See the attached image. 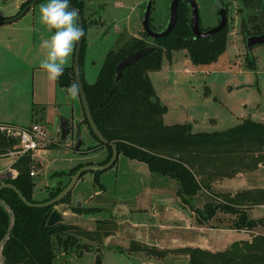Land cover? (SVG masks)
I'll use <instances>...</instances> for the list:
<instances>
[{"label": "rangeland", "instance_id": "rangeland-1", "mask_svg": "<svg viewBox=\"0 0 264 264\" xmlns=\"http://www.w3.org/2000/svg\"><path fill=\"white\" fill-rule=\"evenodd\" d=\"M195 1L199 24L203 28L218 23L216 2L226 5V47L213 61L204 64L192 63L186 49L173 50L170 57L163 56L159 69L149 71L156 94L167 106L162 115L163 122H189L193 130H221L236 124L242 117L264 121V44L252 48L254 65L248 66L246 45L240 32L241 18L246 17L248 11L237 0ZM48 2L37 0L19 18L20 24L16 25L21 27L16 28L19 34L14 43L15 49L7 46V52L0 48V84L5 82L10 95L15 97L12 98L15 104L10 100V104H5L6 120L22 125L32 123L35 118L23 103H26V107L34 104L37 109L35 116L49 136L44 146L32 150L34 160L39 163L34 167L36 181L33 196L36 199L47 196L51 189L47 190L48 187L69 180V175H57L55 171L68 170L79 161L97 163L107 153L105 147L86 153L73 151L77 137L76 122L83 116L80 96L72 100L67 95V88L57 81H49L47 73L39 67L46 56V51L41 48L42 41L49 39L56 31H49L40 20V7ZM145 3L146 0H86L84 16L89 18L83 36L82 69L86 81L94 80L109 49L142 33ZM168 5L169 0L152 1V25L158 28L166 22ZM18 6V0H0V14L15 13ZM147 38L150 40V37ZM2 40L5 41V38ZM72 60L73 54L66 65H70ZM4 98L8 101L7 94ZM61 117L70 118L73 124L65 139H61L59 131H55L56 126L59 129ZM79 128L81 148L97 141L86 124H79ZM51 141L60 146H48ZM93 177L94 172L86 170L70 194L75 205L80 202L82 206H96L95 210L75 212L67 209L64 203H56L55 206L67 212L65 219L88 228L95 225L96 218L112 217L118 222L116 233L106 240L104 237L99 244L91 243L89 249H84L79 255L73 250L66 255L58 254L56 260L59 264H97V254L100 264H188L187 256L175 252L156 257L131 251L130 239L159 248L204 245L206 249L216 250L223 248L227 242L247 235L224 222L216 227L199 229L197 225L201 223L197 221L191 206L201 207L210 194L199 192L191 199L189 206L181 201L176 192L178 181L171 176L152 172L144 160L118 152L115 163L99 173L103 188L94 185ZM254 185L264 186V167L245 171L239 177L223 181L220 186L235 192ZM259 205L263 207L246 209L248 217L264 215V203ZM217 212L207 220L208 223L215 222L213 217ZM242 228L264 232V226L260 224Z\"/></svg>", "mask_w": 264, "mask_h": 264}, {"label": "trees", "instance_id": "trees-1", "mask_svg": "<svg viewBox=\"0 0 264 264\" xmlns=\"http://www.w3.org/2000/svg\"><path fill=\"white\" fill-rule=\"evenodd\" d=\"M30 1L23 0L14 14L0 16V19L17 15ZM150 1L152 5L153 0ZM237 1L248 11L246 17H242L240 21L243 39L249 34L264 32V0ZM69 2L80 9L84 32L89 18L84 16L86 0ZM224 6L226 9V5ZM189 19V3L186 0H179L176 22L167 34L150 36L149 40L143 28L140 35L131 36L122 44L109 49L91 82L86 81L83 75L82 39L79 65L89 109L97 127L107 140L117 145L118 152L144 160L152 172L175 178L178 181L176 192L182 202L191 206V199L199 192L206 191L210 194L209 199L205 200L201 207L191 206L199 223H208L207 220L219 210L233 215L228 223L231 227L252 228L259 224L264 226V215L259 218L248 217L246 211L249 207L264 203V187L243 188L235 192L213 188V183L218 178L254 170L258 163L264 165V121L242 117L239 122L226 129L193 130L189 122L165 123L162 120L167 106L156 94L149 71L159 69L163 56L170 57L173 50L186 49L192 63L204 64L213 61L226 47L227 22L222 29L209 36L192 37ZM164 24L157 28L150 21V26L154 30L162 29ZM146 45H152L153 48L133 64L125 67L116 82L117 62L128 53ZM245 57L247 65L253 67L254 58L250 50H246ZM57 82L66 88L76 83L72 63L64 66V73ZM69 120L71 131L73 124L71 119ZM82 123L88 126L97 141L84 148L80 147L78 151L86 153L105 147L107 153L97 163L106 162L111 155V145L100 141L92 132L84 111L76 125ZM15 143V138L0 134V155ZM48 146L60 145L51 141ZM87 163L94 162L79 161L68 170L54 173L67 174L70 179L81 165ZM35 165L39 166V163L34 160L32 150L25 151L13 162V167L17 169L15 177L2 178L0 175V184L10 182L27 200L37 202L53 197L68 182L48 187L47 190L51 189L42 199L34 198L36 174H30V170ZM100 171H93V180L94 185L103 188L104 185L99 179ZM70 192L71 190L57 203H64L67 209L75 212H88L97 208L75 205ZM0 198L14 213L10 234L1 250L2 264H59L56 260L58 254L66 255L73 250L79 255L84 249H89L91 243H101L104 237L117 229V222L112 217L96 218L92 228L67 219L47 225L46 219L53 208L52 205H28L12 187L8 186L0 188ZM8 224V211L0 203V239L5 235ZM129 246L131 251H141L156 257H165L168 252L184 254L187 256L188 264H264L263 231L252 232L248 238L234 239L226 247L216 250L198 245L159 248L134 239L130 240ZM96 263L100 264L99 254L96 255Z\"/></svg>", "mask_w": 264, "mask_h": 264}, {"label": "water", "instance_id": "water-1", "mask_svg": "<svg viewBox=\"0 0 264 264\" xmlns=\"http://www.w3.org/2000/svg\"><path fill=\"white\" fill-rule=\"evenodd\" d=\"M37 0H31L29 3H27L23 9L17 14L12 17H7L3 18L1 20H11L15 19L18 16H21L27 8L32 6ZM179 0H170L169 5H168V16L167 20L160 30H154L150 26V8H151V1L146 0V5L145 9L142 15V24L143 28L145 30V34L148 36H162L167 34L172 27L174 26L177 18V3ZM189 5H190V19H189V25L191 27V30L193 32L192 37H206L209 36L218 30L222 29L226 22H227V16H226V9L225 6L222 5L220 2H216V9L217 13L219 16V21L217 24L210 26L205 29H201L200 24H199V11H198V6L195 0H186ZM23 2V0H18V4L20 5ZM70 7H73L77 10L78 12V22L81 27V29L84 28L83 24V17L80 9L76 7L74 4L70 2ZM82 39L78 41L77 45L75 46L74 54H73V68H74V73H75V80L76 83L80 85V99H81V104H82V109L85 113V116L87 118V121L89 123L90 129L92 132L97 136V138L102 141L105 144H110L112 147L111 155L109 159L104 162V163H87L81 165L70 177L68 182L65 184V186L53 197L44 200V201H37V202H32L27 200V198L21 193V191L16 188V186L10 182H2L0 184V188L3 186H8L12 187L18 194V196L28 205H37V206H46V205H52L53 208L49 212L47 219H46V224L47 225H53L58 221H62L66 218L65 216V210L60 209L59 207L55 206V204L63 197L65 196L75 185L76 181L80 177L81 173L86 171V170H104L108 167H110L116 160L118 151H117V145L114 142H110L105 138V136L102 134L101 130L97 127L91 111L89 109L88 105V100L84 91L83 83H82V78H81V72H80V65H79V59H80V51H81V45H82ZM245 45L246 49L250 50L253 46L257 44H264V32L262 33H255V34H249L245 38ZM153 48L152 45H146L142 48L136 49L127 55H125L123 58H121L116 66H115V81L117 82L122 74V71L125 67L133 64L135 61H137L139 58L144 56L148 51H150ZM70 132V120L67 117H61L60 118V123H59V133H60V138L65 139L68 133ZM82 144V138L80 135V128L79 125H77V137L75 141V145L73 147V151H78L80 146ZM2 178H9V174L1 175ZM0 203L7 209L8 211V216H9V224L6 230L5 235L0 239V257H1V250L3 247L4 242L8 238L10 234V230L12 227L13 219H14V213L12 209L6 205V203L0 198ZM77 203V205H79ZM2 264V263H1Z\"/></svg>", "mask_w": 264, "mask_h": 264}, {"label": "clouds", "instance_id": "clouds-1", "mask_svg": "<svg viewBox=\"0 0 264 264\" xmlns=\"http://www.w3.org/2000/svg\"><path fill=\"white\" fill-rule=\"evenodd\" d=\"M41 23L49 31L55 33L42 41L41 48L46 51V56L40 61L39 67L47 73L49 81H57L64 73V66L73 54L75 46L84 35L78 22V12L70 7L69 0H49L40 7ZM68 97L76 100L80 94V85L72 83L66 89Z\"/></svg>", "mask_w": 264, "mask_h": 264}, {"label": "crops", "instance_id": "crops-1", "mask_svg": "<svg viewBox=\"0 0 264 264\" xmlns=\"http://www.w3.org/2000/svg\"><path fill=\"white\" fill-rule=\"evenodd\" d=\"M32 6H30V8H31ZM18 8H19V6H18ZM29 8V9H30ZM18 10V9H17ZM28 10H26V12H27ZM25 12V13H26ZM12 14H14V13H12ZM12 14H0V16H8V15H12ZM22 15H24V13L22 14ZM21 15V16H22ZM21 16H18L17 18H15V19H11V20H1L0 19V48H2V49H4V50H6L7 52H9V48L7 47V46H11L13 49H15V45H14V43H15V40L16 39H18V34H19V32H17V29L16 28H19V27H21V26H19V25H16V24H20L19 23V18L21 17ZM22 28H24V26L22 27ZM15 35V36H14ZM16 35H17V37H16ZM5 38V41L4 40H2V39H4ZM2 43H4V45L2 44ZM35 44V43H34ZM33 67H35V65L33 66ZM5 94H7V98H8V101L4 98L5 97ZM12 98H14L15 99V97L13 96H11L10 95V89H9V87L5 84V82H1V84H0V121H6V122H11V121H9V120H6V118H5V104L7 103V104H10V102H9V100L13 103V104H15V102L14 101H12ZM16 104H19L20 105V102H17ZM23 106H25V109H27L29 112H30V114H31V116L33 117V118H35L34 120H32V122H34V121H37V122H39L38 120H37V118H36V116H35V113H36V108H35V106H34V104H28V106L26 107V103H23ZM70 119V118H69ZM13 123V122H12ZM17 124V123H16ZM20 125H22V124H20ZM29 125V124H28ZM55 131L56 132H58L59 131V129H58V126H56L55 127ZM65 144V143H64ZM4 162H6V159H3V161H1L0 163H4ZM262 167H264V166H262V164L261 163H258V167L256 168V169H254V170H258L259 168H262ZM245 171H242V172H238L237 174H235V175H233V176H231V177H224V178H218V179H216L215 181H214V183H213V188H215L216 190H220V191H229L228 189H225V188H223L222 186H220L221 184H223V181H225V180H229V179H232V178H234V176H236V177H239V176H241V175H243V173H244ZM3 175H5V174H2V176ZM255 186H262V185H254V186H248V187H255ZM262 187H264V186H262ZM206 192V191H205ZM256 206H260V207H263L262 205H256ZM67 212L65 211V214H66ZM196 214V213H195ZM225 215H228V217H226ZM233 215L231 214V213H228V212H223V211H218L217 212V214L213 217V219L215 220V222H213V224L212 223H208V224H203V223H201L200 225H197V226H199L198 228L199 229H202V228H204L205 226H207L208 228H211V227H216L217 225H219L218 223H225V224H228L229 223V220H230V217H232ZM116 220V219H115ZM117 222V221H116ZM118 223V222H117ZM190 226V225H189ZM197 226H195V228H197ZM228 226L230 227V228H232V229H237V230H241V231H244V232H246L247 233V235L246 236H243V237H240V238H248V237H250V234H251V231L253 232V230H247V229H244V228H234V227H231L229 224H228ZM192 227V226H191ZM206 227V228H207ZM88 228V227H87ZM92 228V227H91ZM117 230V229H116ZM115 233H116V231L114 232V233H112V234H110V235H108V236H106L105 237V240L107 239V238H111L112 236H114L115 235ZM132 239H134V238H132ZM239 239V238H238ZM104 240V241H105ZM131 240V239H130ZM138 241H140V240H138ZM141 242H143V241H141ZM144 243H147V242H144ZM230 242H227V244H225L224 246H223V248L224 247H226L228 244H229ZM148 244V243H147ZM206 247V246H204V245H200V247ZM162 248V247H161ZM177 254H179V255H182V254H180V253H177ZM184 255V254H183ZM186 256V255H185Z\"/></svg>", "mask_w": 264, "mask_h": 264}, {"label": "built area", "instance_id": "built-area-1", "mask_svg": "<svg viewBox=\"0 0 264 264\" xmlns=\"http://www.w3.org/2000/svg\"><path fill=\"white\" fill-rule=\"evenodd\" d=\"M0 134L16 139V143L0 155V159H6V162L0 163V175L7 173L9 177H15L17 174V169L13 167V162L19 155L25 151L44 146L49 139L44 125L37 121L29 125L0 121ZM34 167L30 170V174L32 175L36 174Z\"/></svg>", "mask_w": 264, "mask_h": 264}, {"label": "flooded vegetation", "instance_id": "flooded-vegetation-1", "mask_svg": "<svg viewBox=\"0 0 264 264\" xmlns=\"http://www.w3.org/2000/svg\"><path fill=\"white\" fill-rule=\"evenodd\" d=\"M218 17H219V16H218ZM149 37H150V36H149ZM244 41H245V39H244ZM253 47H254V46H253ZM253 47H252V48H253ZM252 48L250 49V51H252ZM246 50H248V49H246Z\"/></svg>", "mask_w": 264, "mask_h": 264}]
</instances>
